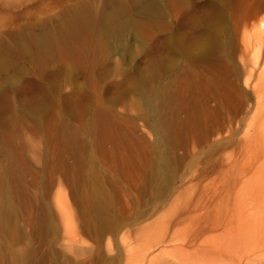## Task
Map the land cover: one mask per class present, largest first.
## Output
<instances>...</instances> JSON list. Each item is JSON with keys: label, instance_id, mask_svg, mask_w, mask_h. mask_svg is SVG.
Wrapping results in <instances>:
<instances>
[{"label": "rangeland", "instance_id": "374dc122", "mask_svg": "<svg viewBox=\"0 0 264 264\" xmlns=\"http://www.w3.org/2000/svg\"><path fill=\"white\" fill-rule=\"evenodd\" d=\"M146 1L0 0V264H264V0Z\"/></svg>", "mask_w": 264, "mask_h": 264}, {"label": "bare ground", "instance_id": "6f19581e", "mask_svg": "<svg viewBox=\"0 0 264 264\" xmlns=\"http://www.w3.org/2000/svg\"><path fill=\"white\" fill-rule=\"evenodd\" d=\"M251 1V0H250ZM146 3H147V6H148V9H150V7H152V9H153V7L155 6V5H157V0H147L146 1ZM263 3V2H262ZM159 4V3H158ZM264 4V3H263ZM250 6H251V4H250ZM157 7V6H156ZM251 8V7H250ZM159 9V8H158ZM105 11V10H104ZM147 11V10H146ZM249 11V10H248ZM247 11V12H248ZM124 12V11H123ZM220 12V11H219ZM251 12V11H250ZM89 13V12H88ZM156 13V12H155ZM243 13V12H242ZM245 13V12H244ZM252 13V12H251ZM106 14H108V13H106ZM120 14V12L118 11V10H114V11H112V12H110L109 13V15H104V18H105V21L107 22V24H106V27H108L109 29H112V30H117L118 28H117V26H116V22H115V20H118V19H115L118 15ZM247 14V13H246ZM260 14V13H259ZM78 15H80V14H78ZM240 15V14H239ZM82 16V15H81ZM85 16V15H84ZM97 16V15H96ZM248 16H249V14H248ZM253 15L251 14L250 15V17L251 18H253L252 17ZM102 17V16H101ZM79 18H82V17H79ZM85 18L86 19H88L87 18V16H85ZM84 18V19H85ZM246 18H248L249 19V17H247V15H246ZM251 18H250V20H251ZM255 18V19H254ZM254 20L256 21V23H252L253 25H252V29L254 30V32H256V34L257 35H262V33H264V19L262 18V19H259V18H257V15H255L254 16ZM98 19V18H97ZM102 19V18H101ZM121 19V18H120ZM246 20V19H245ZM250 20H248V22L250 21ZM90 21V20H89ZM102 21V20H101ZM104 21V22H105ZM86 22V21H85ZM91 22V21H90ZM97 22V21H96ZM248 22L246 21V24H245V21H244V25L246 26V27H248V26H250V25H248ZM86 24V23H85ZM89 24V23H88ZM99 24V23H98ZM87 25V24H86ZM101 25V24H100ZM102 26V25H101ZM105 26V25H104ZM127 27V26H126ZM107 29V28H106ZM48 32H45V33H43L42 35H40L39 37H37L36 35V38H38L37 40H38V42L41 44V45H43V44H45L46 42H47V39H48ZM35 36H34V39H36L35 38ZM260 39H261V37H260ZM257 90V89H256ZM152 97V96H151ZM260 99V98H259Z\"/></svg>", "mask_w": 264, "mask_h": 264}]
</instances>
